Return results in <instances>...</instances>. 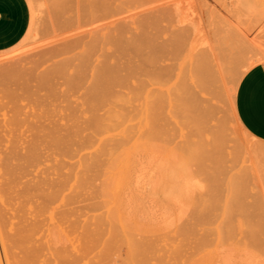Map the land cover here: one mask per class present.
<instances>
[{
	"label": "rangeland",
	"instance_id": "374dc122",
	"mask_svg": "<svg viewBox=\"0 0 264 264\" xmlns=\"http://www.w3.org/2000/svg\"><path fill=\"white\" fill-rule=\"evenodd\" d=\"M84 1L28 0L27 34L0 51L1 264H264V149L254 155L264 141L234 108L242 76L264 61V0ZM200 56L213 69L211 95Z\"/></svg>",
	"mask_w": 264,
	"mask_h": 264
},
{
	"label": "crops",
	"instance_id": "0c3cea01",
	"mask_svg": "<svg viewBox=\"0 0 264 264\" xmlns=\"http://www.w3.org/2000/svg\"><path fill=\"white\" fill-rule=\"evenodd\" d=\"M30 23L28 0H0V51L17 45L27 34ZM234 108L241 125L264 141V61L251 66L242 76Z\"/></svg>",
	"mask_w": 264,
	"mask_h": 264
},
{
	"label": "bare ground",
	"instance_id": "6f19581e",
	"mask_svg": "<svg viewBox=\"0 0 264 264\" xmlns=\"http://www.w3.org/2000/svg\"><path fill=\"white\" fill-rule=\"evenodd\" d=\"M71 1L73 2L74 0H71ZM76 1L80 4V6H85V1H84V0H83V1H81V0H80V1H79V0H76ZM90 1H91V0H90ZM92 1L95 2L94 0H92ZM99 1H101V0H99ZM80 2H81V3H80ZM83 2H84V3H83ZM87 2H89V0H87L86 3H87ZM188 2H189V1H188ZM188 2H187V3H188ZM75 3H76V2H75ZM95 3H96V2H95ZM95 3H92V2H91V5H92V4L94 5ZM107 3H109V0H108V2H107V1L105 2V1H104V4H107ZM189 3L191 4V2H189ZM79 4H78V6H79ZM81 4H82V5H81ZM190 4H189V7H192ZM98 5H100V3H99ZM80 6H79V7H80ZM87 6H88V5H87ZM94 6H95V5H94ZM93 8H94V9L96 8L95 10H97V6H95V7H93ZM98 9H99V6H98ZM106 9H107V8H106ZM189 9H191V8H189ZM208 9H209V8H208ZM104 10H105V9H104ZM107 10H109V9H107ZM100 11H101V10H100ZM188 11H189V10H188ZM192 11H193V7H192ZM80 12H81V11H80ZM82 12H84L85 14L89 13L87 10L85 11L84 9H82ZM92 12H93V11H92ZM186 12H187V11H186ZM189 12H190V11H189ZM205 12H206V10H205ZM107 13H108V12H107ZM193 13H194L193 16H195V12H193ZM82 14H83V13H82ZM102 14H103V12H102ZM144 14H146V13H144ZM142 15H143V14H142ZM148 15H149V14H148ZM77 16H78V15H77ZM143 16H144V15H143ZM81 17H82V16H81ZM87 17L89 18V15H88ZM102 17H103V16H102ZM208 17H209V16H208ZM93 18H94V17H93ZM96 18H98V17H96ZM152 18H153V17H152ZM154 18H155V17H154ZM154 18H153V19H154ZM195 18H196V16H195ZM195 18L193 17V19H195ZM199 18H200V17H199ZM74 19H75V18H74ZM82 19L84 20V18H82ZM82 19H81V20H82ZM143 19H144V18H143ZM145 19H146V17H145ZM190 19H192V17H191ZM207 19L209 20V18H207ZM224 19H225V18H224ZM75 20H76V19H75ZM146 20H148V19H146ZM195 20H196V19H195ZM199 20H200V19H199ZM202 20H203V19H202ZM141 21H142V19H141ZM143 21H144V22H143ZM143 21H142V22L145 23V20H143ZM75 22H76V21H75ZM81 22H82V21H81ZM92 22H94V20H93ZM97 22H98V21H97ZM155 22H156V20H155ZM84 23H85V21H84ZM84 23H83V24H84ZM146 23H147V24L149 23V24L151 25L150 22H146ZM195 23H196V22H195ZM201 23H203V22H201ZM156 24H157V22H156ZM86 25H87V24H86ZM144 25H145V24H144ZM157 25H160V23H158ZM74 26H75V25H74ZM78 27L81 28V26H78ZM86 27H87V26H85V28L82 27L81 29H83V31L85 32V34H86V33H90V32H88V30H86ZM92 27H93V25H92ZM146 27H147V25H146ZM100 28H101V27H100ZM75 29H76V31H77V30H80V29H78L77 27H76ZM88 29H89V28H88ZM96 29H97V28H94V31H95ZM119 29H120V28H119ZM121 29H123V28H121ZM92 30H93V29H92ZM157 30H158V29H157ZM83 31H82V32H83ZM94 31H93V32H94ZM97 31H98V30H96L95 32H97ZM120 31H121V30H120ZM124 31H125V33H126V29H124ZM124 31H123V32H124ZM143 31H144V30H143ZM84 32H83V35H84ZM146 32H148V30L145 31V33H146ZM77 33H78V32H76V33L74 32L75 35H76ZM79 33H80L79 36H83V35L81 34V32H79ZM79 33H78V34H79ZM117 33H119V31H118ZM142 33H143V32H142ZM156 33H157V32H156ZM109 34H110V33H109ZM109 34L106 35V36H107V37H106V40H107V38L109 37ZM111 34H112V32H111ZM119 34H120V33H119ZM140 34H141V33H140ZM153 34H155V33H152V36H153ZM97 35H99V33H98ZM123 35H124V34H123ZM143 35H144V33H143ZM145 35H147V34H145ZM155 35H156V34H155ZM157 35L159 36V34H157ZM157 35H156V38H157ZM79 36H77L78 39H79ZM84 36H85V35H84ZM84 36H83V37H84ZM94 36H95V35H94ZM110 36H111V35H110ZM112 36H113V35H112ZM112 36H111V37H112ZM119 36H120V35H119ZM125 36H126V35H125ZM132 36H133V35H132ZM139 36H140V35H139ZM141 36H142V35H141ZM149 36H150V35H149ZM86 37H87V36H86ZM98 37L101 38L100 36H96V39H97ZM120 37H121V36H120ZM122 37H124V36H122ZM122 37H121V38H122ZM153 37H154V36H153ZM117 38H118V37H117ZM117 38H115V41H117V40H116ZM128 38H129V39H128ZM128 38L126 37L125 39H124V38H122V39H124V40L127 39V42H128V41L130 40V37H128ZM134 38H135V37H134ZM134 38H133V40H132V38H131V40H130V44L133 43L134 41H139L138 38H137L138 40H137L136 38H135L136 40H134ZM140 38H143V37H140ZM144 38H145V37H144ZM149 38H150V37H149ZM74 39H76V38H74ZM83 39H84V38H83ZM119 39H120V38H119ZM151 39H152V38H151ZM70 40H71V39H70ZM79 40H80V39H79ZM81 40H82V39H81ZM92 40H93V38L91 39V43H92ZM109 40H110V38H109ZM109 40H107V42H106L105 44H104V42H103L104 46L107 45V43H108ZM145 40H146V39H145ZM153 40H154V39H153ZM82 41H83V40H82ZM94 41H95V40H94ZM94 41H93V42H94ZM97 41H98V40H97ZM99 41L101 42V40H99ZM99 41H98V43H99ZM110 41H111V40H110ZM120 41H123V40H120ZM120 41H119V40L117 41L118 44H119ZM140 41H144V40H140ZM146 41H148V40H146ZM155 41H156V40H155ZM68 42H69V41H68ZM76 42H78V41H76ZM76 42H75V44H76ZM124 42H125V41H124ZM144 42H145V41H144ZM149 42H150L151 45H153V43H154L153 46L157 45L156 42H151V40H149L148 43H149ZM164 42H165V41H164ZM166 42H168L167 39H166ZM213 42H214V40H213ZM86 43H87V42H86ZM86 43H85V45H87ZM96 43H97V42H96ZM110 43H113V41H111ZM125 43H126V42H125ZM136 43H137V42H135V43H133V44H136ZM139 43H140V44H139ZM139 43H137V44H138V45H141V42H139ZM148 43H147V45H148ZM160 43H161V42H159V44H160ZM73 44H74V42H73ZM93 44L95 45V43H93ZM118 44H117V45H118ZM122 44H123V47H124V46H125L124 43H122ZM122 44H121V45H122ZM128 44H129V43H128ZM128 44L126 43V46H128ZM133 44H131V45H133ZM159 44L157 45L158 48H155V47H154V49H159V47L162 48V44H163V43H161L160 45H159ZM167 44H168V43H167ZM89 45H90V46H88V47H90V48L87 47V50H90V49L92 48V46H94V45H91V44H89ZM143 45H144V44H143ZM151 45H150V47H153V46H151ZM164 45H165V44H164ZM164 45H163V46H164ZM70 46H71V45H70ZM77 46H78V45H76V47H77ZM79 46H80V45H79ZM81 46H82V45H81ZM81 46H80V47H81ZM65 47H66V46H65ZM71 47H72V46H71ZM71 47H69V45H68V48H71ZM94 47L96 48V51L98 52L99 48L97 49L96 46H94ZM121 47H122V46H121ZM147 47H149V46H147ZM214 47H215V46H214ZM68 48L66 47V50H65V51H67ZM95 48H92V51H90V54H91V52H93V51L95 50ZM103 48H104V47H103ZM161 48H160V49H161ZM171 48H172V47H171ZM215 48H216V47H215ZM122 49H123V48H122ZM160 49H159V50H160ZM172 49H173V48H172ZM217 49H218V48H217ZM74 50H75V46H74ZM127 50H128V49H126V51H125V49H124V51H125L126 53H127ZM99 51H100V50H99ZM120 51H121V49H120ZM160 51H161V50H160ZM170 51H171V50H170ZM172 51H173V50H172ZM193 51H194V50H193ZM84 52H85V51H84ZM121 52H122V51H121ZM134 52H135V51H134ZM134 52L132 51V53H134ZM140 52H141V51H140ZM142 52H143V51H142ZM163 52H164V51L162 50L161 54H164ZM165 52H166V50H165ZM207 52H208V51H207ZM67 53H70V52H67ZM88 53H89V51L87 52V54H88ZM122 53H123V52H122ZM137 53H139V50L137 51ZM191 53H192V52H191ZM123 54H125V53H123ZM127 54H128V53H127ZM202 54H203V53H202ZM206 54H207V53H206ZM218 54H219V52H218ZM220 54H221V53H220ZM220 54H219V55H220ZM83 55H84V53H82V57H81L82 59H84V58H83ZM95 55H96V54H95ZM101 55H102V54H101ZM105 55H106V54H105ZM107 55H108V54H107ZM128 55H129V54H128ZM128 55H127V56H128ZM135 55H136V54H135ZM148 55H149V54H147V58H148V60H149L150 58H153L151 55H149L150 57H148ZM177 55H178V54H177ZM196 55H197V54H196ZM200 55H201V53H200ZM209 55L211 56L210 53H209ZM213 55H214V54H213ZM91 56H92V55H91ZM125 56H126V55H125ZM153 56H155V55H153ZM197 56H198V55H197ZM71 57H72V56L69 57L68 61H70V63H71V61H72L71 65H73V63H74V61H75L76 59H73L74 57H72V58H71ZM84 57H85V56H84ZM88 57H90V56L88 55ZM111 57H112V56L110 55V58H111ZM201 57H202V56H200V58H201ZM211 57H213V56H211ZM70 58H71V59H70ZM76 58H77V57H76ZM90 58H91V57H90ZM104 58H105V57H104ZM108 58H109V55H108ZM72 59H73L74 61H73ZM79 59H80V58L78 57L77 60H79ZM82 59H80V60H82ZM85 59H87V60L89 61L88 58H85ZM85 59H84V60H85ZM168 59H171V58H168ZM202 59H203V58H201V59H199V60H201V61H204V60H205V61L202 63L201 68L199 67V66H200L199 64H200L201 62H198L199 64H198V63H195V64L193 63V64H194L193 66H195V65L198 66V65H199L198 67L196 66L197 69H199V68L202 69V70H200V69H199V70H196L197 72L199 71L198 74H197V75H198V80H199V79H202L201 74H202V72H204V74H202V76L204 75L205 77L203 76V79H202V80L205 79V80H207V81L204 82V83L202 82V83H203V86L201 85V90H204V89H205L206 91H205V90H204V91H205V92H208L210 84L212 85V84H213V81H214V82H216V81L213 79L214 76H211V74L213 75V72H212L213 69H212V68H211V70L209 69V68H210L209 64H210L211 62L208 60L207 57H206L205 59H203V60H202ZM211 59H212V58H211ZM219 59H220V58H219ZM80 60H79V62H80ZM84 60H82V61H83V64H84V66H85V64H86L85 61H86V60H85V61H84ZM104 60H105V59H104ZM146 60H147V59H146ZM148 60H147L146 62H148ZM212 60H215V59H212ZM216 60H217V58H216ZM220 60H221V59H220ZM82 61H81L80 63H82ZM153 61H154V60H153ZM223 61H225V58H224ZM84 62H85V63H84ZM89 62H90V64H92L93 60H91V61H89ZM89 62H88V63H89ZM100 62H101V61H100ZM154 62H158V61H154ZM209 62H210V63H209ZM215 62L217 63V61H215ZM221 62H222V61H221ZM102 63H103V61H102ZM148 63H149V62H148ZM150 63H152L151 60H150ZM188 63H189V62H188ZM188 63H187V65H186L187 67H189ZM225 63H226V62H225ZM59 64H60V63H59ZM90 64H89V65H90ZM114 64H115V63H114ZM156 64H157V63H156ZM212 64H213V63H212ZM220 64H221V63H220ZM223 64H224V63H223ZM68 65H70V64H68ZM79 65H80V66H79ZM152 65H153V64H152ZM213 65H215V64H213ZM221 65H222V64H221ZM59 66H61V64H60ZM81 66H83V65H81V64H77V65H76V64H75V67H76L75 69H77V67H80V69H81V68H82ZM86 66H87V65H86ZM86 66H85V67H86ZM101 66H105V65H101ZM112 66H113V65L111 64L110 67H112ZM153 66H155V64H154ZM161 66H162V65H161ZM168 66H169V65H168ZM172 66H173V65H171V67H172ZM217 66H218V65H217ZM224 66H225V67H224V68L222 67V68L227 70V68H226L227 66H226V65H224ZM70 67H71V66H70ZM97 67H98V66H97ZM97 67H96V68H97ZM162 67L164 68V66H162ZM165 67L168 68L167 66H165ZM169 67H170V66H169ZM187 67H186V68H187ZM196 67H195V68H196ZM213 67H214V66H213ZM102 68H105V69H106L107 67H102ZM102 68H98V69H102ZM174 68H175V67H174ZM54 69H55V68H54ZM86 69H87V68H86ZM89 69H91V68H89ZM105 69H104V72H105ZM169 69H170V68H169ZM171 69H173V67H172ZM102 70H103V69H102ZM106 70H107V69H106ZM161 70H162V68H161ZM192 70H193V68H192ZM194 70H195V69H194ZM215 70H216V68H215ZM217 70H218V69H217ZM77 71H80V70H77ZM83 71H84V70H82V72H83ZM96 71H97V70L95 69V72H96ZM98 71H99V70H98ZM183 71H185V73H186L187 69L185 70V68H184ZM200 71H202V72L200 73ZM210 71H211V73H210ZM221 71H222V69H221ZM228 71H229V70H227V73H228ZM95 72H94V73H95ZM107 72H108V70H107ZM109 72H111V71H109ZM197 72H196V73H197ZM218 72H219V71H218ZM83 73H84V72H83ZM101 73H102V72H101ZM105 73H106V72H105ZM167 73H168V72H167ZM180 73H181V71H180ZM185 73H182V74H181L183 79H186V78L183 77V75H184ZM50 74H51V73H50ZM98 74H99V73H98ZM95 75H96V74H95ZM28 76H29V75H28ZM184 76H186V75H184ZM209 76H210V77H209ZM41 77H42V76H41ZM43 77H44V76H43ZM45 77H46V76H45ZM107 77H108V76H107ZM200 77H201V78H200ZM212 77H213V78H212ZM219 77H220V75H219ZM48 78H49V77H48ZM182 78L180 77L179 80H181ZM209 78H211V79H209ZM42 80H43V79H42ZM42 80H41V82H42ZM48 80H49V79H48ZM48 80H47V81H48ZM205 80H204V81H205ZM208 80H210V81H209V82H210L209 85L206 84V83H208ZM38 81H39V80H38ZM182 81H183V80H182ZM211 81H212V82H211ZM107 82H108V81H107ZM185 82H186V81H185ZM218 82H219V81H218ZM237 82H238V81H237ZM26 83H27V82H26ZM39 83H40V81H39ZM97 83H98V82H97ZM202 83H201V84H202ZM108 84H109V82H108ZM111 84H112V83H111ZM111 84H110V85H111ZM184 84H185V83H184ZM184 84H183V85H184ZM21 85H22V84H21ZM24 85H25V84H24ZM39 85H41V84H39ZM97 85H98V84H97ZM204 85H206L208 88L205 87ZM103 86H104V85H103ZM103 86H101V87H103ZM186 86H187V85H186ZM215 86H216V84H215ZM19 87H20V86H19ZM30 87H31V86H30ZM30 87H29V91L31 92ZM183 87H184V86H183ZM203 87H204V88H203ZM210 87H211V86H210ZM213 87H214V86H213ZM22 88H23V87H22ZM105 88H106V87H105ZM109 88H110V87H109ZM181 88H182V85H181ZM206 88H207L208 90H207ZM16 89H17V88H16ZM23 89H25V88H23ZM100 89H101V88H100ZM106 89H107V88H106ZM97 90H98V89H97ZM186 90H187V89H186ZM211 90H212V92H213L212 97H213V96L216 97L217 94L215 93V89L211 88ZM211 90H210V91H211ZM14 91H15V89H14ZM24 91H25V90H24ZM29 91H28V92H29ZM112 91H114V90H112ZM30 92H29V94H30ZM11 93H13V92H10V95H11ZM17 93H18V89H17ZM26 93H27V92H26ZM32 93H33V92H32ZM96 93H97V92H96ZM186 93H187V92H186ZM208 93H210V92H208ZM19 94H20V93H19ZM98 94H100V93H98ZM98 94H97V95H98ZM112 94H113V93H112ZM182 94H183V91H182ZM20 95H21V94H20ZM27 95H28V93H27ZM30 95H32V94H30ZM176 95H177V93H176ZM210 95H211V93H210ZM11 96H12V95H11ZM14 96H15V95H14ZM16 96L18 97V95H16ZM99 96H100V95H99ZM105 96H106V95H105ZM110 96H111V95H110ZM180 96H181V95H179V97H180ZM184 96L186 97V95H184ZM184 96H183V97H184ZM101 97H102V95H101ZM13 99H15V98L13 97ZM180 99H181V98H180ZM184 99H185V98H184ZM209 99H210V98H208V100H209ZM99 100H101V99H99ZM205 100L207 101V98H205ZM16 101H17V100H16ZM16 101H15V102H16ZM185 101H186V100H185ZM209 101H210V100H209ZM209 101H207L208 104L211 102V101H210V102H209ZM13 102H14V101H13ZM183 102H184V101H183ZM176 103H177V102H176ZM176 103H175V104H176ZM181 103H182V102H181ZM185 103L187 104V102H185ZM186 104H185V105H186ZM177 105H180V104H177ZM206 105H207V104H206ZM210 105H211V107H210L209 109L212 108V103H210ZM210 105H209V106H210ZM186 108H187V106H186ZM182 109H183V108H182ZM182 109H181V111H182ZM183 110H184V109H183ZM212 110H213V109H212ZM181 111H179V112L181 113ZM186 111H187V110H186ZM183 113H184V112H182L181 114L183 115ZM186 113H188V111H187ZM184 116H185V115H184ZM187 117H188V116H186V118H187ZM236 117H237V116H236ZM184 118H185V117H184ZM237 120H238V119H237ZM94 123H95V122H94ZM45 130H46V129H45ZM219 130H220V129H219ZM244 130H245V129H244ZM40 131H41V130H40ZM221 131H222V129H221ZM221 131H220L218 134H220ZM245 131H246V130H245ZM49 132H50V131H49ZM223 132H224V131H223ZM46 133H47V132H46ZM59 134H60V133H59ZM59 134H58V136H59ZM43 135H44V133H43ZM47 135H49L48 137H50V134L47 133ZM60 135H61V134H60ZM63 135L66 136V134H63ZM222 135H223V134H222ZM222 135H221V136H222ZM45 136H46V134H45ZM51 136H52V135H51ZM65 136H63V137L65 138ZM223 136H225V135H223ZM226 136H227V135H226ZM59 137H60V136H59ZM41 138H42V137H41ZM46 138H47V137H46ZM55 138H56V137H55ZM55 138L53 137V139H55ZM61 138H62V137H61ZM61 138H60L61 143H63V142H62V139H63V138H62V139H61ZM222 138H223V137H222ZM53 139H51V140L53 141ZM65 139H66V138H65ZM1 140H2V139H1ZM12 140H14V139H12ZM33 140H36V137H35V139L33 138L32 141H33ZM55 140H56V139H55ZM55 140H54V142H55ZM16 141H17V140H16ZM56 141H57V142H55V143L58 144V141H59V140H56ZM63 141L65 142L66 140L63 139ZM0 142H2V141H0ZM13 142H14V144L16 143L15 141H13ZM66 142H67V141H66ZM11 143H12V142H11ZM31 143H32V142H31ZM31 143L29 142V144H31ZM0 144H2V143H0ZM2 145H3V144H2ZM15 145H16V144H15ZM27 145H28V144H27ZM34 145H35V144H34ZM59 145H61V144H60V141H59ZM62 145H63V144H62ZM12 146H13V145H12ZM16 146L18 147V144H17ZM16 146H14V147H16ZM35 146H37V145H35ZM35 146H34V147H35ZM32 147H33V145H32ZM32 147H30V148H32ZM9 148H11V147H9ZM258 148H259V147H258ZM2 149H3V148H2ZM33 149H34V148H33ZM37 149H38V148H37ZM37 149L35 148V150H33V151H35V155H36V153H37V152H36ZM261 149L263 150L264 147L260 148L259 150H256V153H255L254 155H255V156L258 155L259 153L257 154V151H260V152H261ZM11 150H12V151H10V149H9V151H10L11 153H10V152H8V153L6 152L7 154L10 153L9 156H7V161L4 162L3 160H6V159H4V158H3V160H2V161H3V166H4V163H5V166H6V167H4L3 169H5V172L8 170L7 174H8V173H9V175L11 174V175L9 176V178L7 177L8 180H9V179H12V180H9V184H8V186H7V187H9V188H11V187H10V186H11L10 183H12V182L14 183V182H15V181H14V178L12 177V175H13L12 173H14V169L16 168V166H15V167H12V166H11L10 163H12V161H10V163H8V162H9L8 159H11V160H12V157L10 158V155L13 153V151H14L15 149H11ZM21 150H22V148L20 149V147H19V151H20V152H22ZM27 150H28V152L30 151V149L26 148V151H27ZM254 150H255V149H253V151H254ZM31 151H32V150H31ZM263 151H264V150H263ZM4 152H5V151H4ZM17 152H18V151H17ZM28 152H26V153H28ZM22 153H23V152H22ZM22 153H21V154H22ZM212 153H213V152H212ZM15 154H16V153H15ZM15 154H14V155H15ZM21 154L18 152V153H17V156L19 155L18 157H20ZM24 154H25V153H23V155H24ZM32 154H33V153H32ZM214 154H216V153L214 152V153L212 154L213 156H211V157H213V159H212L213 161L216 160V159L218 158V157H214ZM23 155H21V158H20L19 160H18L17 157L15 158V156H14L13 158H15V160H18V162H19L20 160H22V156H23ZM25 155H26V154H25ZM25 155L23 156V158H28V157H29V158H32V156H31L30 153L27 154L28 157H26ZM35 155L33 154V156H35ZM4 156H5V155H4ZM260 156H263V155L260 153V154L258 155V157H260ZM8 157H9V158H8ZM263 157H264V156H263ZM5 158H6V157H5ZM215 158H216V159H215ZM33 159H35V157H34ZM218 159L221 160V158H218ZM30 160L33 162L32 159H30ZM30 160H27V162H29ZM220 160H219V161H220ZM31 161H30L29 163L32 164ZM216 161H217V163L219 162L218 160H216ZM216 161H214V162L216 163ZM18 162L15 163V164H16L17 166H19V168H20L21 165H20V163L18 164ZM25 162H26V161H25ZM29 163L27 164L28 167H29V165H31V164H29ZM217 163H216V164H217ZM12 165H13V163H12ZM22 165L24 166L25 164L23 163ZM263 165H264V164H263ZM1 166H2V165H1ZM25 166H26V165H25ZM17 168H18V167H17ZM17 168H16V169H17ZM22 168H23V167L21 166L20 171L22 170ZM6 169H7V170H6ZM24 169H26V167H25ZM17 170H18V169H17ZM17 170H15V172H17ZM27 170H28V168H27ZM3 172H4V171H3ZM23 172H24V171H23ZM23 172L21 173L22 178L25 177V175H26V174H24ZM27 172H28V171H27ZM18 173H19V172H18ZM25 173H26V170H25ZM4 174H5V173H2V176H1V177H3ZM23 174H24V176H23ZM219 174H220V173H219ZM221 174H222V173H221ZM243 174H244V173H243ZM246 174L248 175V173H246ZM14 175H16V177L14 176L15 178L20 177V176H17L16 173H15ZM223 175H225V174H223ZM239 175H240V174H239ZM245 176H246V175H245ZM214 177H215V176H214ZM235 177H236V176H235ZM241 177H243V178H241V179H243V180L246 179V180H247V178H244V175H242ZM4 178L7 179L6 177H4ZM22 178H19V180L21 181ZM218 178H219V177H218V175H217V179H218ZM186 179H187V178H186ZM217 179H214V180H217ZM220 179H222V178H219V180H220ZM243 180H242V181H243ZM20 181L17 180V184H18ZM223 182H224V181H223ZM223 182H222V183H223ZM233 182H234V183H233ZM235 182H238V180L232 181V184H235ZM239 182H240V181H239ZM239 182H238V183H239ZM4 183L7 185V182H6V181H5V182L2 181V184H3V187H4V188L2 187V185H1L0 187L3 188L2 190L5 189V191H6V188H5L6 186H5ZM20 183H22V182H20ZM222 183H221V184H222ZM224 183H225V182H224ZM238 183L235 185L237 188L240 187V186H237ZM25 184H26V183L24 182V185H25ZM185 184H186V183H185ZM218 184H220V183L218 182ZM218 184H217V185H218ZM221 184H220V185H221ZM24 185H22L23 188L25 187ZM214 185H216V184L214 183ZM217 185H216V187L218 188ZM240 185H241V184H240ZM14 186H15V185H14ZM18 186H19V185H18ZM241 186H244V185H241ZM12 187H13V186H12ZM28 187L30 188V186H28ZM222 187H223V186H222ZM1 188H0V189H1ZM23 188L21 189V188L19 187L20 190H23ZM29 188H26V189H29ZM223 188H224V187H223ZM244 188H245V187H244ZM14 189H15V188H14ZM12 190H13V189H12ZM16 190H18V189H16ZM24 190H25V188H24ZM223 190H224V189H223ZM233 190H235V189H233ZM239 190H240V188H239ZM5 191H4V193H5ZM14 191H15V190H13V192H14ZM30 191H31V190H30ZM240 191H241V190H240ZM243 191H244V190H243ZM7 192H8V191H7ZM23 192H24V191H23ZM235 192H236V194H237V190H236ZM238 192H239V191H238ZM2 193H3V192H2ZM8 193H9V192H8ZM8 193H7V194H8ZM19 193H20V192H19ZM24 193H25V192H24ZM5 194H6V193H5ZM239 194H240V192H239L237 195H239ZM10 195H13V193L10 194ZM24 195H26V194H24ZM27 195H28V194H27ZM6 196H7V195H6ZM14 196H15V195H14ZM233 196H234V194H233ZM10 198H11V197H10ZM13 198H14V197H13ZM230 198H231V197H230ZM234 198H235V197H234ZM11 199H12V198H11ZM16 199H17V198H16ZM25 199H26V198H25ZM6 200H7V199H6ZM231 200H232V199H231ZM7 201L9 202V200H7ZM232 201H233V200H232ZM232 201H229L228 204L230 205V202L232 203ZM0 202H1V201H0ZM9 203H10V202H9ZM232 204H233V203H232ZM12 205H14V204H13V201L11 202V206H12ZM237 205H240L239 202L237 203ZM1 206H2V205H1ZM3 206H4V205H3ZM3 206H2V207H3ZM230 207H231V206H230ZM232 207H233V206H232ZM232 207H231V208H232ZM3 208H5V206H4ZM9 208H10V207H9ZM17 208H18V206H17ZM17 208H16V209H17ZM16 209H15V210H16ZM20 209H21V208H19V210H20ZM3 210H4V209H3ZM5 210H6V209H5ZM244 210H245V209H244ZM1 211H2V210H1ZM1 211H0V214H1V215H0V216H1V217H0V220L3 221V222L1 221V224L3 223V224H2V228H6V226L8 225V223H6V222L8 221V218H7V221H6V217H5L6 215L4 216V217H5V218H4L5 220H4V219H1V218H2V214H3V213L6 214L7 212L5 213V211H4L3 213H1ZM6 211H7V210H6ZM16 212H17V211H16ZM9 214H10V213H9ZM16 215H17V214H16ZM10 217H11V216H10ZM5 221H6V222H5ZM10 221H11V220H10ZM17 221H18V220H17ZM15 222H16V221H15ZM18 222H21V220L18 221ZM5 223H6L7 225H6ZM16 223H17V222H16ZM3 225H4V226H3ZM15 225H16V224H15ZM7 227H8V226H7ZM15 228H16V227H15ZM2 230H3V229H2ZM4 230H5L6 233H5V232H3V233H5L6 236H7V234H8V235H11V234H12V236H14V238H15V236L18 234L17 232H16V234L14 233L15 235H14L12 232H11V234H9V230H8V229H4ZM4 230H3V231H4ZM6 230H7V231H6ZM17 230H18V229H17ZM17 230L15 229V231H17ZM7 232H8V233H7ZM21 233H22V231L19 230V235L16 236V237H17V238H16L17 240L15 239L16 241H18V236L20 237V236H21V235H20ZM23 234H24V235H23ZM2 236H3V235H2ZM22 236H25V233H22ZM22 236H21V237H22ZM3 237H4V236H3ZM7 237H8V236H7ZM0 238H1V237H0ZM11 238H13V237H11ZM14 238H13V240H14ZM8 239H10V237H9ZM10 240H11V239H10ZM1 241H2V240H1ZM9 242H10V241H9ZM6 243H7V241H6ZM17 243H18V242H17ZM17 243H16V244H17ZM13 244H14V242H13ZM16 244H15V245H16ZM0 245H1V243H0ZM9 245H11V244H9ZM15 245H14V246H15ZM9 247H10V246H9ZM11 247H12V246H11ZM0 248H2V247H0ZM1 250H2V249H1ZM8 250H9V249H8ZM8 250H7V251H8ZM10 250H11V249H10ZM10 250H9V251H10ZM14 250H15V249H14ZM16 250H17V248H16ZM16 250H15V252L12 251V250H11V251H12V253L14 252L13 254H17L16 256H18V251L16 252ZM9 251H8V253H10ZM1 253H2V252H1ZM1 253H0V255H1ZM4 253H5V252H4ZM12 253H11V254H12ZM8 255H9V254H8ZM8 255H7V256H8ZM9 256H10V255H9ZM16 256H15L14 259H16ZM2 257H5V255H4V256L1 255L0 264H1V262L3 261V260H2ZM10 257H11V256H10ZM6 258H7V257H6ZM6 258H3V259H6ZM7 259H8V258H7ZM12 259H13V255H12ZM14 259H13V260H14ZM18 259H19V256H18ZM9 261H10V260H9ZM6 262H7V261H6ZM10 262H11V261H10ZM7 263H8V262H7ZM7 263H6V264H7Z\"/></svg>",
	"mask_w": 264,
	"mask_h": 264
}]
</instances>
